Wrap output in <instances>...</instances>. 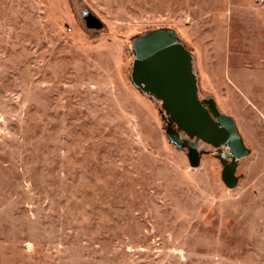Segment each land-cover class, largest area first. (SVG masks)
I'll use <instances>...</instances> for the list:
<instances>
[{
    "label": "rangeland",
    "instance_id": "rangeland-1",
    "mask_svg": "<svg viewBox=\"0 0 264 264\" xmlns=\"http://www.w3.org/2000/svg\"><path fill=\"white\" fill-rule=\"evenodd\" d=\"M162 28L249 150L233 188L132 81ZM0 264H264V0H0Z\"/></svg>",
    "mask_w": 264,
    "mask_h": 264
},
{
    "label": "water",
    "instance_id": "water-1",
    "mask_svg": "<svg viewBox=\"0 0 264 264\" xmlns=\"http://www.w3.org/2000/svg\"><path fill=\"white\" fill-rule=\"evenodd\" d=\"M86 26L99 29L102 23L90 12H83ZM134 85L145 94L160 100L170 124L176 130L165 131L168 140L183 147L180 132L186 140L187 158L191 167L199 164L198 140L214 148H226L230 164L222 171V181L233 188L237 185L235 170L240 159L249 153L242 141L235 119L219 112L212 102L198 95L194 60L176 34L167 28L148 31L132 42Z\"/></svg>",
    "mask_w": 264,
    "mask_h": 264
},
{
    "label": "flooded vegetation",
    "instance_id": "flooded-vegetation-1",
    "mask_svg": "<svg viewBox=\"0 0 264 264\" xmlns=\"http://www.w3.org/2000/svg\"><path fill=\"white\" fill-rule=\"evenodd\" d=\"M179 135H180V139H181V137L183 136V138L185 139H188L189 137L186 135V134H184L183 132H180L179 133Z\"/></svg>",
    "mask_w": 264,
    "mask_h": 264
}]
</instances>
